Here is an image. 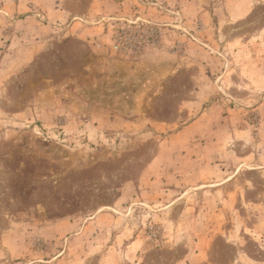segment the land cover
Wrapping results in <instances>:
<instances>
[{"label": "rangeland", "instance_id": "rangeland-1", "mask_svg": "<svg viewBox=\"0 0 264 264\" xmlns=\"http://www.w3.org/2000/svg\"><path fill=\"white\" fill-rule=\"evenodd\" d=\"M0 264H264V0H0Z\"/></svg>", "mask_w": 264, "mask_h": 264}]
</instances>
